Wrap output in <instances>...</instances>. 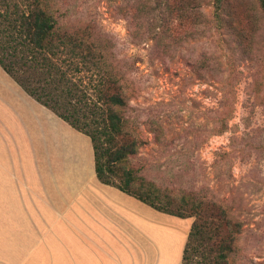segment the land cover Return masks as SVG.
<instances>
[{"label": "rangeland", "instance_id": "374dc122", "mask_svg": "<svg viewBox=\"0 0 264 264\" xmlns=\"http://www.w3.org/2000/svg\"><path fill=\"white\" fill-rule=\"evenodd\" d=\"M29 1L0 0V14L7 8L15 17ZM169 3L176 12L184 7L188 18L169 13ZM50 4L70 32L86 31L106 56V61L98 53L73 57L77 65L61 55L58 63L90 106L100 79L96 66L112 72L116 92L126 102L116 110L137 149L131 166L176 204L187 198L224 209L226 232L235 241L220 264H264V12L259 1L226 0L233 15L225 11L221 24L211 0H201L202 7L194 10L196 0ZM193 264H201L198 257Z\"/></svg>", "mask_w": 264, "mask_h": 264}, {"label": "crops", "instance_id": "0c3cea01", "mask_svg": "<svg viewBox=\"0 0 264 264\" xmlns=\"http://www.w3.org/2000/svg\"><path fill=\"white\" fill-rule=\"evenodd\" d=\"M192 223L101 183L90 137L0 65V264H182Z\"/></svg>", "mask_w": 264, "mask_h": 264}, {"label": "trees", "instance_id": "16d2710c", "mask_svg": "<svg viewBox=\"0 0 264 264\" xmlns=\"http://www.w3.org/2000/svg\"><path fill=\"white\" fill-rule=\"evenodd\" d=\"M51 0H30L28 9L16 12L15 17L6 8L0 14V65L37 102L51 110L78 132L90 137L98 180L118 188L153 209L179 218H194L184 249L182 264H220L232 251L235 237L226 232V212L217 204L205 201L191 202L184 198L180 205L153 182L140 175V169L131 166L137 154L136 145L127 135L126 123L116 109L124 108L117 80L104 66H96L99 82L96 101L92 106L84 102L67 70L58 63L59 56L87 59L98 53V41L86 31L68 27L61 22ZM164 1V0H162ZM166 1V0H165ZM169 1V0H167ZM192 10L201 8V0ZM264 12V0H258ZM213 16L221 24L226 0H211ZM169 13L188 18L184 7L176 12L170 3ZM88 51L89 53H87ZM107 51V49H105ZM99 50V57L105 55ZM106 61V58H105ZM105 66H107L105 64ZM74 69L79 71L78 66ZM76 98V99H75ZM76 100V103L73 101ZM221 260V261H220Z\"/></svg>", "mask_w": 264, "mask_h": 264}]
</instances>
